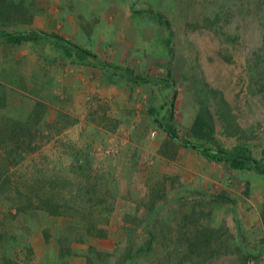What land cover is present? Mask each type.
I'll use <instances>...</instances> for the list:
<instances>
[{"label": "rangeland", "instance_id": "374dc122", "mask_svg": "<svg viewBox=\"0 0 264 264\" xmlns=\"http://www.w3.org/2000/svg\"><path fill=\"white\" fill-rule=\"evenodd\" d=\"M148 9L171 21L173 54ZM263 16L264 0H0V34H59L154 79L0 43V264H116L130 246L146 252L123 264H264V175L207 161L149 113L174 102L190 140L213 89L245 131L227 135L210 100L214 143L263 160Z\"/></svg>", "mask_w": 264, "mask_h": 264}, {"label": "trees", "instance_id": "16d2710c", "mask_svg": "<svg viewBox=\"0 0 264 264\" xmlns=\"http://www.w3.org/2000/svg\"><path fill=\"white\" fill-rule=\"evenodd\" d=\"M146 12H148L149 15L153 17V19L165 27L169 32L166 45L169 54H173V27L171 21L164 14L156 12L152 9H148ZM210 17L211 16H206L205 21H210ZM208 27L211 29L213 28V26ZM43 41L51 43L54 47L63 52L68 59H75L83 63L89 62L93 67L110 73L113 76L120 75L121 78H124L133 86H143L154 83L153 78L149 76L138 75L134 70L131 69H125L123 73L118 71V67L111 69L112 67L108 66L106 63L98 62L99 58L94 52L81 45L68 41L59 34L41 31H16L4 32L0 34V43L21 45L25 43H41ZM255 57L264 59V45L259 51L255 53ZM255 65L262 69L259 73V82L263 84L262 88L264 89V61L262 64L257 63ZM171 75L172 70L169 66L168 77H171ZM169 83H171L170 86L172 87V81ZM197 98L199 108L198 114L191 127L192 138L190 140H181L176 128L173 126V119L175 116L174 102L170 104L163 116L161 115V112L158 111V109L154 106L149 107V113L154 118L155 123L171 138L179 140L184 147L196 152L198 155H201L207 161L216 164H227L232 170L235 171L251 170L257 172L260 175H264V159H256L252 155V151L248 146L242 144L235 149H227L214 143L215 122L213 113L211 111L210 100H215L214 106L216 108V112L224 123L225 133L232 137H241L245 135V131L238 123L235 114L231 111L230 105L224 99V97L219 92L208 88L198 91ZM145 252L146 250L143 247H140L138 250L134 251L130 246L126 249L124 256L119 259L116 264H123V262L128 259L133 260L134 254L141 255Z\"/></svg>", "mask_w": 264, "mask_h": 264}]
</instances>
